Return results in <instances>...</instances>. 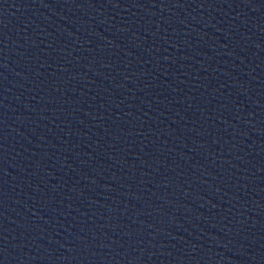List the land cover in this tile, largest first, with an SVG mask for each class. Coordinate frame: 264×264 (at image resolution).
Masks as SVG:
<instances>
[{
  "label": "water",
  "instance_id": "obj_1",
  "mask_svg": "<svg viewBox=\"0 0 264 264\" xmlns=\"http://www.w3.org/2000/svg\"><path fill=\"white\" fill-rule=\"evenodd\" d=\"M0 264H264V0H0Z\"/></svg>",
  "mask_w": 264,
  "mask_h": 264
}]
</instances>
